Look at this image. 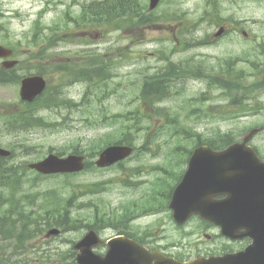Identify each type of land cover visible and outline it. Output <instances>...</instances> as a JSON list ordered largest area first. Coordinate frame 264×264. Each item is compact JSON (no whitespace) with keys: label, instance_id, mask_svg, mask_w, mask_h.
<instances>
[{"label":"rangeland","instance_id":"rangeland-1","mask_svg":"<svg viewBox=\"0 0 264 264\" xmlns=\"http://www.w3.org/2000/svg\"><path fill=\"white\" fill-rule=\"evenodd\" d=\"M59 1L0 0V43L20 45L17 58L21 63L15 75L22 78L39 71L49 81L50 95L57 96L60 101L65 98L75 103L65 101L49 106L45 95L42 99L41 96L31 105L36 115L44 118V125L14 128L8 122L13 115L17 120V112L26 107L21 102L20 83L0 82V146L13 151L12 157L4 161L5 167L7 170L21 167L20 171L17 167L12 170L22 174L25 183L17 192L30 195L32 201L26 210L36 211L34 226L39 230L24 242L23 247L17 245L16 239L2 241L0 234V247L4 248L0 251L1 264H77L73 246L87 231L82 226L93 222L97 208L119 210L117 207L128 203L131 211H128L131 214L128 218L147 213L132 222V231L140 236L151 224L153 214H159L157 211L164 206L159 196L179 182L177 177H182L187 168L185 151L190 146H197L200 136L222 145L221 134L237 141L250 128L264 125V88L257 93L233 91L227 95L210 87L204 79L185 77L170 83L169 98L157 105L161 108L160 114L156 113V107L144 110V105L136 99L145 76L165 69L171 62H189L209 71L227 67L232 62L235 73L241 72L245 78L242 81L245 87L251 86L255 82V73L264 63V0H217L219 16L207 17L201 22L205 11H215L208 0H162L151 12L153 21L127 24L125 29L116 30L103 27L90 30L78 27L76 21L62 20L66 11L63 6L57 7ZM79 1L82 4L89 2ZM141 1L147 5L146 14H150L149 0ZM45 8V15L41 16ZM81 10L82 6L74 7L69 18ZM219 24L229 25V31L212 39ZM242 30H247L251 39H247ZM199 41L206 42L196 45ZM95 58L100 64L102 60L113 59L111 75L107 81L101 78L97 86H90L86 80L70 84L71 77L53 71L55 66L80 67L86 60L93 63ZM234 99L244 100V103H238L234 109L230 105ZM252 103L255 104L253 108H246L251 110L242 109L243 105ZM136 111L151 114V118L139 123L143 126L141 129L134 120L123 123L118 119L119 114ZM122 125H131L123 132L136 135L134 142L147 149H137L130 160L120 164L121 167L85 171L67 178L65 175L41 176L27 166L49 153L68 155L75 149L88 161L95 162L98 155L91 150L92 143L104 141L108 136L113 140ZM177 131L182 133V141H177ZM252 144L264 151V132ZM98 181L111 182L107 191L86 195L77 192L72 205L70 203L72 216L81 221L80 229L49 227L41 217L37 218L41 207L45 208L50 201L61 195L68 198L74 190H83L84 184ZM5 186L0 184V195L2 193L4 197L13 192ZM146 195L153 197V203L149 204L150 200L144 198ZM119 215L118 211L114 217L117 222H120ZM53 227L61 232L46 237L48 229ZM191 229L195 226L189 225L182 232L170 219L162 228L166 231L167 242L203 240L202 229L195 235L189 233L186 236V230ZM102 234L108 237L117 231L104 229ZM186 251L192 252V249L186 248Z\"/></svg>","mask_w":264,"mask_h":264},{"label":"water","instance_id":"water-1","mask_svg":"<svg viewBox=\"0 0 264 264\" xmlns=\"http://www.w3.org/2000/svg\"><path fill=\"white\" fill-rule=\"evenodd\" d=\"M159 0H152L155 7ZM222 30L219 32L221 33ZM12 50L0 44V57H8ZM11 66L15 61L5 62ZM46 86L42 76L34 75L23 80L21 95L23 99L33 100ZM259 131L253 129L244 138L243 143L231 145L224 150H214L202 145L194 151L188 169L181 182L174 190L171 207L174 218L183 223L193 213H200L222 225L224 221L238 222L253 229V237L257 247H264V161L258 157L247 142ZM128 145H112L106 148L97 160L99 166L111 165L132 153ZM0 154L7 156L10 151L0 148ZM30 167L42 173L73 172L84 169V156L72 154L60 157L51 153L45 159L31 163ZM214 192H235L224 202L213 201ZM222 204L236 207V210L223 212L211 209V206ZM225 215L226 218H221ZM52 230L50 233H57ZM102 240L95 231H89L76 247L81 250L78 255L80 264H197L194 262L181 263L166 258L159 253H150L145 247L125 237H115L109 241L110 248L106 255H97L93 246ZM258 252H262L258 250ZM232 257V256H229ZM205 261L203 264H225L231 258ZM247 264H264V252L256 260Z\"/></svg>","mask_w":264,"mask_h":264},{"label":"trees","instance_id":"trees-1","mask_svg":"<svg viewBox=\"0 0 264 264\" xmlns=\"http://www.w3.org/2000/svg\"><path fill=\"white\" fill-rule=\"evenodd\" d=\"M124 21H120V23H123ZM201 42H198L200 44ZM113 59H108L107 61L102 60V63L100 65V68L95 69L90 64L86 63L83 65H80V67L77 66H70L67 64L59 65L52 67L53 71H60L62 76L70 78V81H77V80H86L89 82L90 86H97L100 82V79L102 78L103 81H107L109 78V75H111V67L113 64ZM50 68V67H48ZM227 69L225 70L224 67L219 69H214V73L212 74L211 71L203 69L200 65L197 64H191L189 62L186 63H171L170 66L166 67L163 70H159L158 72H155L153 74H147L145 76L144 82L142 86L140 87V92L136 96V99L144 105V110H148L149 107H156L157 110L156 113H159L161 108L157 106L158 103L166 100L170 96V89L175 79H181L185 77H196V78H207L209 85H212L214 87H219L220 89L224 90L228 94L232 93L233 91H244V93L249 92V87H245L246 85L242 82L244 81V77L241 72L234 73L235 67L232 62H229L227 64ZM39 72V71H38ZM42 72V71H41ZM7 78H14L15 80L20 79L19 76L15 75L14 71H10L7 75H5ZM258 84H252V87L257 86ZM50 87L45 92V97L47 98L46 101H49L47 104L49 106H55L59 105L61 103H64L65 100L60 101L58 97H53L50 95ZM44 97V98H45ZM51 97V98H50ZM43 96L41 97V99ZM40 99V100H41ZM69 101V100H68ZM25 103V102H22ZM233 103H244V100H241L238 102L237 100H233ZM25 108L22 110H19L17 112L18 119L16 120V116L13 115L11 118L10 123L11 126H14L16 128L17 126L21 127H30L35 125H44V118L39 117L36 115L35 109H33V106L31 104H25ZM244 106V105H243ZM160 114V113H159ZM121 117V120L123 123H126L127 121H135L138 129H141L143 126L139 125L141 121L147 118H151V114L145 113L144 111H136L134 113H127V114H119L118 118ZM131 125L123 126L120 129V132H118L113 140H111L110 136L104 139V141H101L99 143H92L91 150L95 153L100 152V150L107 144L112 142H126L129 144H133L136 135H132V133L129 131V133L126 135L123 130L125 128H130ZM161 127V126H160ZM159 127V129H160ZM178 139L177 141H182V138H180V135H182L181 132L177 131ZM186 139V136H184ZM222 139V145H217L215 142H213L210 139H202L200 136V139L198 141L199 144L206 142L207 144H210L214 148L222 147L223 144H228L230 142V138L228 135L221 134ZM194 146H190L187 151H185V154L188 156L192 153ZM141 150L147 149L146 146L140 147ZM77 152V151H76ZM5 158L0 157V184L6 185L5 188L13 189V192H8V196L4 197L1 193L0 195V234L2 241L9 240V239H16V243L18 246L23 247L24 242L32 236V234L36 231H39L35 228L36 218L33 209L29 212L26 210V208L29 207L30 201V195L23 194L24 192H17L20 191L24 187L23 182V175L16 173L17 171H12L17 167V170L20 171V166L11 167L10 170H7L5 167ZM23 168V167H22ZM90 170H101V168L95 166L93 162L88 161L86 166V171ZM14 172V173H13ZM24 173V170H22ZM6 180H5V174ZM8 173V174H7ZM42 176V174H41ZM67 178L75 177L77 175L75 174H65ZM125 179V178H124ZM111 183L110 181H98V182H91L90 184H84L83 190L78 189L74 190V192L68 197L63 198V196L59 195L60 198H57L53 201H50L49 205L45 208L41 207L39 212L37 213L38 217H41L44 223H46L49 227L52 225H57L64 227L66 230L79 228L80 222L78 218H74L72 216V211L70 207V203L72 205V201L77 197V192H82L84 195L88 194H96L103 191H107L108 185ZM87 187V189H86ZM2 197L4 199H2ZM170 197V192H166L162 196H159V199L162 201V204H165L167 199ZM144 198L149 199V204L153 203L152 196H145ZM32 205V204H31ZM83 206V204L81 203ZM128 203H125L127 207ZM120 212V222H117L115 220V216L117 212ZM131 215L126 208L122 210H115V209H106V208H97L93 213V222L84 224L83 226L87 228L94 227L96 229H103V228H115L118 231H126L127 223H128V216ZM52 216V218H51ZM127 216V218H125ZM21 222V223H20ZM40 223V222H39ZM38 223V224H39ZM42 223V222H41ZM4 250L3 247H0V251ZM1 258L2 254L0 252V264H1ZM9 264V263H5Z\"/></svg>","mask_w":264,"mask_h":264},{"label":"flooded vegetation","instance_id":"flooded-vegetation-1","mask_svg":"<svg viewBox=\"0 0 264 264\" xmlns=\"http://www.w3.org/2000/svg\"><path fill=\"white\" fill-rule=\"evenodd\" d=\"M89 2L82 4V1L71 0L68 3V0H61L57 3V7L63 6L65 11L64 16L71 17V9L74 7L80 8L83 7V10L76 13L72 16V19H77L79 17H91L85 13L88 11V14H93L95 4L98 9L101 10V1L102 0H88ZM125 1L122 2L124 4ZM128 3V9H122L121 12H115L112 14L114 17H123L125 19H131L135 17V7L133 0L126 1ZM45 9L41 11V16H44ZM83 12V13H82ZM39 13L37 14V16ZM100 18L102 14L100 13ZM138 17H145V14H138ZM249 37V36H248ZM14 51L18 50L20 45H14ZM39 50V48H37ZM264 69V63L261 66ZM256 75L264 77V71H258ZM259 135V134H258ZM257 135V136H258ZM255 136V138L257 137ZM254 138V139H255ZM253 142V141H252ZM251 142V144H252ZM253 145V144H252ZM257 154L264 160V151L260 148L253 146ZM213 201L219 203L224 202L229 198L230 195H233L235 192H214ZM161 210L157 211L159 214H153L151 223L147 229H145L140 236H137V239L140 243L146 245L151 251H161L168 256L175 257L182 261L195 260V259H212L220 256H233L237 257V260L232 261L231 264H244L249 260H254L259 258L262 252H264L263 245L256 246L255 238L252 236L254 231L250 227L245 225H239L238 222L224 221L225 225L220 224L219 222L207 219L202 217L200 214H193L184 224L177 225L173 217L172 209L170 205L160 207ZM211 209H217L220 211L228 212L236 210L237 208H232L231 206H226L222 204H217L211 206ZM166 214V215H163ZM142 217L138 216L132 219V222L137 218ZM167 217V219H166ZM221 218H226L225 215H221ZM170 219L171 223L175 225L178 229L182 230L188 228L189 225H194L195 229L186 230V236L190 234H197L199 229L203 230V240L196 239L194 242L185 243L182 240H177L173 242H167L166 231L162 230L168 223ZM236 227L237 229H231ZM132 231V227H131ZM134 233V231H132ZM190 233V234H189ZM135 235L136 232L134 233ZM185 237V236H184ZM186 248H191L192 252H187ZM258 250L262 252H258Z\"/></svg>","mask_w":264,"mask_h":264}]
</instances>
